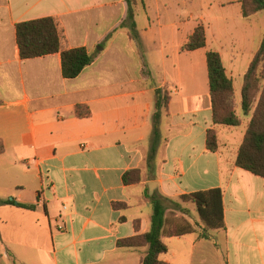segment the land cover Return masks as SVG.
<instances>
[{
	"label": "crops",
	"instance_id": "obj_1",
	"mask_svg": "<svg viewBox=\"0 0 264 264\" xmlns=\"http://www.w3.org/2000/svg\"><path fill=\"white\" fill-rule=\"evenodd\" d=\"M241 1L133 0V36L125 0H0V200L34 206H0V264H141L147 247L116 243L149 230V191L164 202L166 219L174 212L191 221L195 206L180 197L213 189L221 191L224 230L208 240L163 237L168 252L159 259L264 264V179L235 167L246 128L212 126L208 100L212 51L232 81L239 116L243 75L264 38V11L243 18ZM42 18L57 20L67 49L94 56L74 79L62 77L60 54L20 58L15 25ZM198 25L205 47L182 52ZM156 90L169 101L149 168ZM79 105L88 117L74 115ZM200 113L209 114L201 125ZM210 127L215 153L205 148ZM130 170L140 181L124 185Z\"/></svg>",
	"mask_w": 264,
	"mask_h": 264
},
{
	"label": "trees",
	"instance_id": "obj_2",
	"mask_svg": "<svg viewBox=\"0 0 264 264\" xmlns=\"http://www.w3.org/2000/svg\"><path fill=\"white\" fill-rule=\"evenodd\" d=\"M127 3L126 24L131 34L136 36L133 0H125ZM264 11V0H242L241 15L247 18L253 14ZM15 40L21 59H34L51 54H60L61 74L65 79H74L86 67L92 64L94 56L84 48L67 49L62 29L57 20L42 18L22 22L15 25ZM205 47V31L198 25L189 36L187 42L181 48L182 52H192ZM206 71L208 97L211 110L212 126L235 128L241 123L235 113V101L231 79L226 75L221 58L216 52L206 53ZM155 112L153 121V138L147 157L148 167L152 162L159 145L160 135L158 123L162 109H166L169 97L162 95L160 90L155 92ZM254 107L250 120L246 127L242 142L238 148L235 167L264 179V38H262L258 51L253 56L246 72L243 75L240 109L244 117H247ZM74 115L77 118H86L90 111L86 106H76ZM205 148L215 153L218 148L215 130L210 127L205 134ZM2 147L0 146V154ZM140 181V171L130 170L124 173L122 182L131 185ZM149 199L151 218L149 230L140 235L118 240V248L147 247V252L141 260V264H165L159 258L167 254V245L162 238H178L187 234H196L198 239L208 240L211 232L224 230L222 213V196L220 189L191 193L180 197L182 203H191L195 206L199 221L202 225L197 230L185 220H178L175 224H169L165 218L166 207L164 202L157 196L152 195ZM174 210L186 214L176 202L170 201ZM15 206L24 210H34L33 205L16 203L15 199L0 200V206ZM115 208L124 205L114 204ZM135 229L137 224L135 223Z\"/></svg>",
	"mask_w": 264,
	"mask_h": 264
},
{
	"label": "rangeland",
	"instance_id": "obj_3",
	"mask_svg": "<svg viewBox=\"0 0 264 264\" xmlns=\"http://www.w3.org/2000/svg\"><path fill=\"white\" fill-rule=\"evenodd\" d=\"M225 43H226V45H227V43H228V41H224ZM226 45H225V47H226ZM226 49V48H225ZM223 54H226L225 52L223 53ZM242 58H244V57H238V59L240 60H242ZM224 63H225V65L226 66H228V57L225 55V57H224ZM182 67H184V64L182 63ZM186 79H187V82L189 83V82H191V79H190V76H188V77H186ZM188 86V85H187ZM190 88L191 87H186L185 88V91H188V92H190ZM205 89H206V85H205V87H204ZM164 94H167V91H163L162 92V95H164ZM168 95V94H167ZM209 100V99H208ZM209 105H210V103H209ZM239 108H240V104H239ZM235 113H236V106H235ZM253 110H254V107L252 108V111H251V113L247 116V117H244L243 116V114H242V112H241V109L239 110V119H240V121H241V123H240V125L239 126H241L242 127V129H244V128H246L247 127V125H248V122H249V120H250V116H251V114H252V112H253ZM208 116H209V114L208 113H200V114H197V115H195V117H196V120L198 121V124L199 125H201V123H202V121L205 119V120H208ZM238 126V127H239ZM225 130H224V132H223V134H222V136H221V140L222 141H224V142H226V137H227V130H226V128H224ZM245 131H246V129H245ZM229 142V144L232 146V149H234L235 148V142L233 141H228ZM9 199H11V198H9ZM186 214H188V213H186ZM197 213H195V212H192V214H190V220L191 221H189L188 220V218H189V214L188 215H184V216H181V215H179V213H174V212H169V214H168V216H167V221L169 222V224H175L178 220H180V219H182V220H185L186 222H188L189 224H192L193 226L194 225H197L198 224V222H197V215H196ZM187 216H188V218H187ZM173 243H181V242H178V241H176V240H174L173 241ZM185 263L186 264H189V261H186L185 260Z\"/></svg>",
	"mask_w": 264,
	"mask_h": 264
},
{
	"label": "water",
	"instance_id": "obj_4",
	"mask_svg": "<svg viewBox=\"0 0 264 264\" xmlns=\"http://www.w3.org/2000/svg\"><path fill=\"white\" fill-rule=\"evenodd\" d=\"M151 186H154V183H151ZM151 186H148V187H149V190H150V187H151ZM151 193H152V192L149 191V196H151Z\"/></svg>",
	"mask_w": 264,
	"mask_h": 264
},
{
	"label": "built area",
	"instance_id": "obj_5",
	"mask_svg": "<svg viewBox=\"0 0 264 264\" xmlns=\"http://www.w3.org/2000/svg\"><path fill=\"white\" fill-rule=\"evenodd\" d=\"M61 229V228H60Z\"/></svg>",
	"mask_w": 264,
	"mask_h": 264
}]
</instances>
